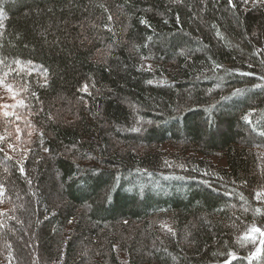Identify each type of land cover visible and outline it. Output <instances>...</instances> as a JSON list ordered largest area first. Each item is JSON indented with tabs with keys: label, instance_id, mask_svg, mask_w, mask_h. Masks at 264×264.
<instances>
[{
	"label": "trees",
	"instance_id": "16d2710c",
	"mask_svg": "<svg viewBox=\"0 0 264 264\" xmlns=\"http://www.w3.org/2000/svg\"><path fill=\"white\" fill-rule=\"evenodd\" d=\"M233 3L0 0V58L32 62L8 78L31 126L0 117L31 149L0 143V264H248L256 245L237 238L264 228V6Z\"/></svg>",
	"mask_w": 264,
	"mask_h": 264
},
{
	"label": "snow or ice",
	"instance_id": "6c2138e0",
	"mask_svg": "<svg viewBox=\"0 0 264 264\" xmlns=\"http://www.w3.org/2000/svg\"><path fill=\"white\" fill-rule=\"evenodd\" d=\"M249 2L250 0H242V3L245 5L249 4ZM251 4L253 7L264 6V0H251ZM228 6L230 9L236 8V4L233 3V0H228ZM101 7H103V5H101ZM105 11H107V9H105ZM3 19H4V12L2 9H0V28L4 27ZM108 19L109 21H111L112 19L111 15L108 16ZM141 22L146 23V21H143V20ZM105 27L107 28L108 31H111V28H108L107 25H105ZM13 64L16 65L17 68L20 69V72H24L26 69V66L31 65L32 62L31 61L24 62L19 59H14L11 61V63H9L6 57L0 58V89H4L5 92L8 94V99H11L13 101V103L11 104H0V117L4 118L5 124H8L9 122L15 123V121H22L26 126L30 127L31 122L27 119V117L24 116L22 113L16 111L17 109H24L28 107V105L25 103L24 98L21 97V93L27 92L28 88L26 85L20 88H17L12 82L9 81L8 79L9 76H11L12 73L15 71V69L12 68ZM150 67L151 66L149 65V68ZM215 67L220 68L222 66L216 64ZM16 74L19 75L20 73L17 72ZM28 74H30V71ZM44 75L46 78L47 70H45ZM261 79H264V77H261ZM149 83H151V81H149ZM257 87H261V85H257ZM81 91L88 92V87L84 86L81 89ZM237 92H239V90H237ZM32 95L35 96V93H32ZM0 99H3V97H0ZM11 118H14V119H11ZM243 119L245 120L247 124L252 125L253 122L250 119V114L245 115ZM133 131H139V129H133ZM252 131L255 132L256 128L253 127ZM15 132H16V137H15L16 141L18 142L21 141V134L23 132V129L20 127L19 124H16ZM31 134H32L31 131H29L28 135L31 136ZM10 135L11 133L0 134V143H7L8 136ZM42 135L43 134L41 133V136ZM258 135L264 137V129H261L258 132ZM30 142L31 141H27V143H30ZM7 148L13 151H16V150L22 151L24 153L25 158L27 157V154L31 151L30 148H19L18 149V144H14V143H7ZM45 151H47V149H45ZM0 153H4L5 158L12 159V157L9 156L8 152L5 151L4 147H0ZM5 171H7V169H5ZM19 172L22 175H25V169L22 164L19 167ZM4 191L5 190H4L3 184H0V198L4 196ZM240 198L242 200H245V197L243 196V194H241ZM255 199L257 201H260L261 203H264V189L257 191L255 193ZM2 202H3L2 199H0V203ZM245 202L247 203L246 200ZM244 210L248 211L247 208H245ZM254 211L258 215L262 214L261 208H255ZM2 215H4V213L0 212V216ZM2 226L3 225L0 224V227ZM162 226L167 228L168 232H171L173 235H175V233L172 231L170 227H168L167 225H162ZM257 238H259L258 245H257ZM237 242L242 247L246 246L248 243L256 245L254 250L251 251L250 255L244 258V259H247L248 264H253V261L259 260L261 257H264V228L258 227L255 224L251 225L241 237L237 238ZM227 256H228V259L224 261V264H232L233 260L241 259V257H238L236 253L231 252V251L227 253Z\"/></svg>",
	"mask_w": 264,
	"mask_h": 264
}]
</instances>
